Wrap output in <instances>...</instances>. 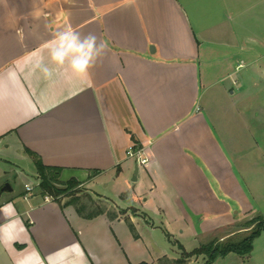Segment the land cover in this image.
<instances>
[{
    "label": "crops",
    "instance_id": "obj_1",
    "mask_svg": "<svg viewBox=\"0 0 264 264\" xmlns=\"http://www.w3.org/2000/svg\"><path fill=\"white\" fill-rule=\"evenodd\" d=\"M69 25L106 54L87 76L46 79L35 60L55 67L44 45ZM236 64L264 79V0H0V264H175L191 251L169 255L155 229L171 242L248 219L244 175L264 163L251 134L264 120ZM132 142L145 165L127 156ZM26 149L85 191L124 183L130 203L96 193L115 210L88 218L39 185L15 189Z\"/></svg>",
    "mask_w": 264,
    "mask_h": 264
},
{
    "label": "rangeland",
    "instance_id": "obj_2",
    "mask_svg": "<svg viewBox=\"0 0 264 264\" xmlns=\"http://www.w3.org/2000/svg\"><path fill=\"white\" fill-rule=\"evenodd\" d=\"M236 66L237 68L235 72L236 76H234L235 78L240 79L241 76L245 75L246 78L253 80L248 83L246 87H244V90H247L248 92L247 96L250 110L254 112L257 110L258 114L263 116V118L253 117V119L256 120V125V123H258L257 119L264 120V79H262L259 75L257 76L255 73L253 75V71L245 65L238 66V64H236ZM247 73L250 75V77H247ZM225 103H222L221 105L223 108ZM229 124L227 122V125ZM252 132L253 133L251 134L253 140L264 147V126L262 130L260 129V127L257 126V128H254ZM247 151L250 152L251 150ZM12 160L17 165L15 170L16 173H18V178L14 180L12 176L9 177H11V183L13 184L15 189H22L23 184L27 182L29 185L33 186L34 190H37L38 178L33 159L18 156L14 157V159ZM250 169V172H247L244 175V181L247 188L246 190L249 193V201L254 208L253 214L250 215L248 219H244L237 222V224L233 225L232 228H229L227 230L213 232L212 236H210L211 234H198L197 236H194L189 231L185 232L184 234H178L176 232L177 235L175 236V238L178 240H172L171 242L166 238L165 232L161 228L155 229L151 238H154L153 242H155V246L163 248L169 255L179 257L181 251L179 250L177 243H182L187 251H192L197 247L208 244L210 240H217L216 242L214 241L215 245L218 244V248L221 249L226 244L238 243L242 241L244 238L249 236L252 232H254L256 229H258V227L261 226L259 235L254 237L252 240V249L249 252L237 253L234 251H230L226 254H217L208 263V254H199V260L195 263L191 262L190 264H264V163H260L258 167L252 166ZM132 177L130 176L128 178L132 179ZM120 186L122 190L113 189L111 187L106 188L102 185V183L99 182L92 188V190L94 189L95 192L93 191L91 193L85 191V189L78 187L77 194L80 195L85 202L87 201V209L90 210L99 206L105 209H109L111 211L115 210L114 204H112V202H108L97 197L96 193L100 195L102 194L105 197L115 201L119 205L125 206L124 204L130 203V201L126 202V199H129V197L127 196L132 195L133 191L131 190V188H127L124 183H120ZM87 194H89L92 198V205L89 199L85 196ZM60 199L62 201H66L68 197H60ZM126 210L130 213L136 212V210L133 208H129V210ZM229 233H231L230 236H227ZM221 236H223L222 239H219ZM165 261L166 258L163 257L161 258L159 264H163Z\"/></svg>",
    "mask_w": 264,
    "mask_h": 264
},
{
    "label": "clouds",
    "instance_id": "obj_3",
    "mask_svg": "<svg viewBox=\"0 0 264 264\" xmlns=\"http://www.w3.org/2000/svg\"><path fill=\"white\" fill-rule=\"evenodd\" d=\"M50 55V67L43 56H39L34 63L33 70H39L46 79L61 72L67 75L87 76L90 69L96 66L106 54L107 45L99 38L89 33L82 35L70 25L54 34L53 39L44 45ZM35 55V53H34Z\"/></svg>",
    "mask_w": 264,
    "mask_h": 264
},
{
    "label": "trees",
    "instance_id": "obj_4",
    "mask_svg": "<svg viewBox=\"0 0 264 264\" xmlns=\"http://www.w3.org/2000/svg\"><path fill=\"white\" fill-rule=\"evenodd\" d=\"M27 153L31 155L33 158L38 177H39V188L41 190L42 195L50 196L54 201L58 202L59 204L62 203L60 197H68V200L63 203V205L73 204L76 206L77 211L88 218L94 217L102 213L104 210L102 207H95L94 209H87L88 205L79 196L78 193V185L79 182L75 179H69L67 181H61L59 179L61 169L59 167L47 166L45 165L41 158L34 152L26 149ZM91 205H92V198L90 195H85ZM134 211V210H133ZM121 213H125V210H122ZM129 223V227L134 235L135 229L132 223ZM261 223V222H259ZM259 225V224H257ZM261 226L258 227L254 232H252L249 236L244 238L242 241L238 243H229L224 245L221 249L218 248V244L215 245V242H209L206 245H202L199 248L194 249L191 252L183 251V257L178 260V263H182L184 259L190 256L199 255V254H208L209 259L207 261L210 262L215 255L217 254H226L227 252L234 251L237 253L242 252H249L252 249V240L254 237L259 235ZM206 263V264H207ZM139 264H147L145 262H141Z\"/></svg>",
    "mask_w": 264,
    "mask_h": 264
},
{
    "label": "built area",
    "instance_id": "obj_5",
    "mask_svg": "<svg viewBox=\"0 0 264 264\" xmlns=\"http://www.w3.org/2000/svg\"><path fill=\"white\" fill-rule=\"evenodd\" d=\"M127 156L130 158H134L138 165H145L147 163V157L145 155V151L143 147L139 146L136 142H132L127 149ZM33 186L29 184H25L26 192L33 191Z\"/></svg>",
    "mask_w": 264,
    "mask_h": 264
},
{
    "label": "water",
    "instance_id": "obj_6",
    "mask_svg": "<svg viewBox=\"0 0 264 264\" xmlns=\"http://www.w3.org/2000/svg\"><path fill=\"white\" fill-rule=\"evenodd\" d=\"M135 173H137V168H136V171H135ZM134 180L136 179V177L134 176V178H133ZM3 189H10L11 190V187L9 186V184H6L5 185V188H3Z\"/></svg>",
    "mask_w": 264,
    "mask_h": 264
}]
</instances>
